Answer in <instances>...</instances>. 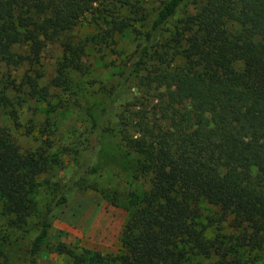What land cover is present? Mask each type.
Returning a JSON list of instances; mask_svg holds the SVG:
<instances>
[{
    "label": "trees",
    "instance_id": "trees-1",
    "mask_svg": "<svg viewBox=\"0 0 264 264\" xmlns=\"http://www.w3.org/2000/svg\"><path fill=\"white\" fill-rule=\"evenodd\" d=\"M181 1L160 2L117 84L119 91L143 70L156 91L125 102L116 115L140 182L127 192L118 247L101 253L60 243L55 251L69 264H264V0H192L194 10L175 19ZM116 9L134 16L116 19ZM84 13L106 27L96 37L104 45L126 21H146L139 0H0V62L24 67L21 86L12 81V88L43 101L50 88L72 93L69 74L80 69L85 49L72 33ZM52 42L61 52L42 85L40 52ZM9 115L20 131L16 111ZM45 153L21 148L0 124V196L11 227L35 209L31 194L46 171ZM67 196L47 206L27 264H36L53 209ZM200 201L215 209L203 222ZM2 257L0 240V264Z\"/></svg>",
    "mask_w": 264,
    "mask_h": 264
},
{
    "label": "rangeland",
    "instance_id": "rangeland-1",
    "mask_svg": "<svg viewBox=\"0 0 264 264\" xmlns=\"http://www.w3.org/2000/svg\"><path fill=\"white\" fill-rule=\"evenodd\" d=\"M162 1L139 0L146 21H126L130 25L114 33L105 45L98 43L96 37L106 27L90 22L88 14L81 15L72 34L74 40L85 44V49L80 69L69 74L72 93L61 94L50 88L45 101L30 97L24 89L17 91L11 87L12 81L21 84L24 67L13 69L0 62V124L9 126L21 148L45 147L47 161L46 171L36 178L31 194L35 209L23 225L7 224L0 196L2 264L28 263V249L38 222L47 206L64 191L68 192L67 199L53 209L36 264H69L66 256L55 251L60 243L75 250L83 247L101 253L116 251L128 212L127 192L131 187H140V182L134 180L136 156L121 146L116 134V115L125 102L156 92L142 79L143 70L129 78L119 91L117 84L136 42ZM193 10L192 0H182L174 17L182 18ZM113 12L116 19L127 14L120 9ZM233 26L229 24L228 29L233 30ZM60 52L55 42L48 43L40 52L42 85H48ZM113 97L116 101L109 109ZM19 98L23 101L18 102ZM61 100L65 109L58 110ZM9 110L16 111L20 131L13 128ZM198 206L201 222L214 213V207L205 201ZM197 262L212 264L203 258Z\"/></svg>",
    "mask_w": 264,
    "mask_h": 264
}]
</instances>
